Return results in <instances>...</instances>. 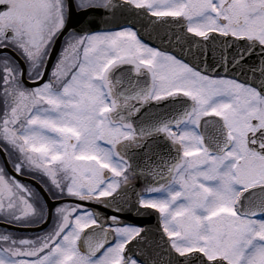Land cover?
<instances>
[{"label": "snow or ice", "instance_id": "1", "mask_svg": "<svg viewBox=\"0 0 264 264\" xmlns=\"http://www.w3.org/2000/svg\"><path fill=\"white\" fill-rule=\"evenodd\" d=\"M0 264H264V0H0Z\"/></svg>", "mask_w": 264, "mask_h": 264}]
</instances>
